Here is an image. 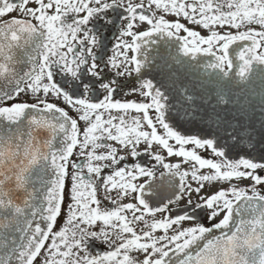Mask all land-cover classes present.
I'll return each mask as SVG.
<instances>
[{"label":"snow or ice","instance_id":"snow-or-ice-1","mask_svg":"<svg viewBox=\"0 0 264 264\" xmlns=\"http://www.w3.org/2000/svg\"><path fill=\"white\" fill-rule=\"evenodd\" d=\"M13 11L24 18L3 19ZM158 13L182 16L210 34L202 36ZM138 23L149 30H137ZM218 27L237 31L221 33ZM181 31L187 33L177 35L184 56H215L207 65L218 70L207 84L211 98L182 87L171 101L147 80L129 90L143 101L116 99L147 63V56L142 62L129 53H139L154 32L171 37ZM107 32L115 38L111 48ZM237 41H251V46L237 54L242 63L234 81L229 47ZM261 49L264 0H0V120L7 121L0 130V229L23 218L20 230L26 233L25 243L10 253L5 245L0 264H11L13 255L18 264H34L42 250L43 264H170V252L183 254L174 264H264V194L258 190L264 185V148L258 158L252 155L264 145ZM160 60L169 63L163 55ZM253 80L262 85L258 105L241 86ZM22 95L35 99L29 103ZM52 96L75 115L51 102ZM197 117L213 129L211 134L179 130L178 122ZM25 125L27 140L21 131ZM41 128L50 139L36 138L34 130ZM166 156L180 159L166 162ZM184 164L190 168L182 170ZM156 165L179 176V185L170 183L171 195L153 207L143 196L145 186L135 181L153 177ZM244 180L251 187H240ZM224 183L229 187H216ZM209 185L214 190L202 195ZM185 193L182 214H173L172 205H179ZM129 197L134 202H120ZM196 210L211 226L200 222ZM29 214L40 215L46 228L33 227ZM157 214L164 215L157 219ZM234 215L241 218L233 230ZM61 217L63 226L54 230ZM185 221L195 223L183 227ZM213 229L229 231L209 239ZM158 230L163 234L155 235ZM96 241L110 250L92 255Z\"/></svg>","mask_w":264,"mask_h":264},{"label":"water","instance_id":"water-1","mask_svg":"<svg viewBox=\"0 0 264 264\" xmlns=\"http://www.w3.org/2000/svg\"><path fill=\"white\" fill-rule=\"evenodd\" d=\"M142 43L146 44V48L141 46V51L138 54V58L144 62L145 56H147V63L142 68L141 74H139L141 81L152 80L154 85L160 88L169 96L171 101H174L178 97V89L187 88L190 92L197 93L198 97H205L207 99L211 98V85H208V81L215 78L218 73L217 69L207 67V65L215 63V56L208 55L206 53H191L189 56H184L181 46L173 43L170 37L164 34H153L151 37L144 39ZM239 48H232L229 50V58L233 61V68L230 73L233 80H238L236 77V72L238 71L239 65L242 63L238 59ZM163 55L168 58L169 63L164 64L160 60V56ZM180 60L181 63H175V60ZM256 65H254L255 67ZM249 89V96L253 99L254 103L259 104L260 97L258 93L261 91V82L259 80H253L251 84L241 85ZM238 91L239 89H234ZM205 107H207V100L205 101ZM7 121L0 120V130L5 128ZM181 132L191 134V135H209L213 132V129L207 127L203 122L197 117L192 122H178L177 124ZM13 130H15L13 128ZM21 131L25 133L23 139L27 140V127L22 126ZM34 135L40 141L45 139H50L51 134L47 129L41 128L34 130ZM54 141L55 145L59 141ZM244 148V151L249 149ZM264 148V145H260L257 151L253 152L254 157L259 156L260 149ZM243 154V153H241ZM240 216L234 215V219L231 223V227L235 228L236 223L239 222ZM244 218H249L246 214ZM28 219L33 223V227L39 224L42 229L46 228V222L41 219L40 215L36 217H31L29 214ZM24 227V220L21 218L14 227L7 230L0 229V258H3L5 253V245H7L9 253L13 248H18L21 244L25 243V235L20 229ZM228 229H213L211 234H207L208 238L211 239L214 236H221L227 233ZM204 241L198 243L202 244ZM196 246L194 245L190 251L195 254ZM183 254H177L175 252H170L169 261L170 264H174L178 256L182 257ZM11 264H18L15 255L11 256Z\"/></svg>","mask_w":264,"mask_h":264},{"label":"flooded vegetation","instance_id":"flooded-vegetation-1","mask_svg":"<svg viewBox=\"0 0 264 264\" xmlns=\"http://www.w3.org/2000/svg\"><path fill=\"white\" fill-rule=\"evenodd\" d=\"M133 3H138L139 0H132ZM187 2H191V0H187ZM30 7H35L34 3H30L29 4ZM159 14H164V13H158ZM83 15V14H81ZM109 15H114V13H109ZM165 18L170 21H176L179 20V22L184 23L186 27L195 30L197 32H199L202 36H207L210 34L208 29L203 28L202 26L199 25H194L192 23H190L189 21L185 20L182 16L177 17L171 14H164ZM24 18L21 13L19 11H13L11 14H9L8 16L4 17L3 19H10V18ZM35 23V21H33ZM252 28L256 29L257 31L261 30L259 25H251ZM150 26L148 25H140L139 23L137 24V30H149ZM215 30L220 31L221 33L225 32V31H231L235 34V32L237 31L236 29H230V28H216ZM244 30V29H241ZM174 31V30H173ZM153 34H164L166 36L167 33H159V32H154ZM106 35L108 36V46L109 48H111V45L115 43V38L112 36L111 32H107ZM177 35L178 36H186L187 33L181 31L180 33L171 36V40L173 41L174 44L182 46L183 41L181 40H177ZM169 37V36H168ZM146 39V38H145ZM141 46H143L144 48H146V44L145 43H141ZM251 46V41H237L235 43H233L232 45H230L229 50L232 48H239V52L243 51L244 49L248 48ZM206 47V46H204ZM213 51L215 52L216 50L213 49ZM260 51H264V49H261ZM199 53H203V52H199ZM109 54H111V52H109ZM139 53H129V56L131 55H137L138 56ZM191 54V53H190ZM217 55H219V53H216ZM27 70V69H25ZM57 79H59V76H57ZM130 79V83L128 84V87L125 88L117 97L116 99H120L122 101L124 100H137V101H143V97H141L138 92L133 94L131 93L129 90L132 87H136L139 88L140 84H142L144 81L140 80V77L138 74L133 73L132 77L129 78ZM21 100H25L29 103L34 101V97H32L31 95L28 96H21L20 98ZM51 102L57 103L58 106L65 108V110H69L70 111V115H75V113H73L69 106L65 105L64 102L62 100H57V98L55 96L50 97ZM9 104L12 103V101L8 102ZM131 115H135V113H131ZM81 127H83V123L81 122ZM143 147V146H141ZM202 151V150H201ZM123 154V153H121ZM204 155H207V153H203ZM73 159H76L75 157ZM132 157H128V161H132ZM143 159H145V157H141L139 160H137V163H140ZM166 162H177L180 158L178 157H165ZM151 167V165H149ZM186 166H190V164H184L182 165V170L186 169ZM154 170V176L153 177H148V176H139L137 178V180L135 181L137 184H143L144 190H143V196L146 200H148V202L150 203L151 206H156L157 204H159V202L161 201V199L171 195L172 189L169 186L170 183L172 185H175L178 187L179 185V176L176 177H172L169 175L168 171L164 168H162L159 165H156ZM86 171V170H85ZM110 170H105V174H107ZM188 183H192L193 187H195L194 182L191 181V177H189L187 179ZM234 184L236 183L235 181L233 182ZM229 187V185L227 183H224L223 185H216V187ZM239 186L240 187H251V182L248 180H244L239 182ZM213 187L212 186H206L204 192L202 193V195L210 193L211 191H213ZM258 190L261 191L262 194H264V185L262 186H258ZM249 194H251L249 192ZM136 195H140V193H137ZM192 199L193 202L196 201V196L193 193L192 195ZM121 203H127V202H134L131 200V198L129 197L128 199L122 200L120 201ZM188 202V197H187V193H185V197L184 199L181 200V202L179 203V205H172V212L173 214H182V210L185 208V205ZM104 206L106 207H111L112 205L110 204L109 201H104ZM189 212H192L193 210L191 208L188 209ZM196 215H199L202 219L200 222L204 223L205 226H211L210 221H208L206 218H204V213L200 212L199 210H196L195 213ZM126 215H128V218L131 219L132 218V214L126 213ZM162 215L164 214H157V219L162 218ZM223 217V213L220 214V216H218L216 218L215 222H219L220 219H222ZM149 221L151 220V217H148ZM195 223V221H185L183 222V227H189V226H193ZM63 226V217L60 218V220L58 221V223L55 225L54 230H59L61 227ZM139 227H142V225H140ZM162 233V230H158L155 235L159 236ZM172 234V231H169V235ZM50 240L46 242L45 245V249H47L48 244H50ZM110 249L108 248V246L106 244L101 243L100 241H96L94 242L91 247H90V252L92 255H96V254H103L106 251H109ZM45 255H46V250H42L41 254L37 257V259L34 261V264H43V261L45 259ZM81 255H83V253H81ZM134 255H139L142 258L141 254H134Z\"/></svg>","mask_w":264,"mask_h":264},{"label":"rangeland","instance_id":"rangeland-1","mask_svg":"<svg viewBox=\"0 0 264 264\" xmlns=\"http://www.w3.org/2000/svg\"><path fill=\"white\" fill-rule=\"evenodd\" d=\"M162 131V130H161ZM190 168V166H186V169H189ZM163 234V232L160 234V235H162Z\"/></svg>","mask_w":264,"mask_h":264}]
</instances>
